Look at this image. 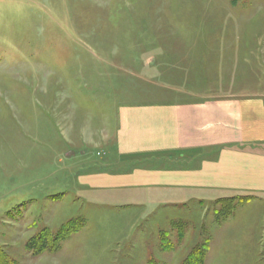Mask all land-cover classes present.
I'll return each mask as SVG.
<instances>
[{
    "label": "rangeland",
    "instance_id": "374dc122",
    "mask_svg": "<svg viewBox=\"0 0 264 264\" xmlns=\"http://www.w3.org/2000/svg\"><path fill=\"white\" fill-rule=\"evenodd\" d=\"M263 93L264 0H0V255L182 264L200 247L202 264H264V195L227 217L238 196L126 200L80 181L107 171L122 106ZM77 218L79 232L37 254L43 229Z\"/></svg>",
    "mask_w": 264,
    "mask_h": 264
},
{
    "label": "crops",
    "instance_id": "0c3cea01",
    "mask_svg": "<svg viewBox=\"0 0 264 264\" xmlns=\"http://www.w3.org/2000/svg\"><path fill=\"white\" fill-rule=\"evenodd\" d=\"M114 137L107 171L81 179L83 189H113L126 200L150 189L264 195V93L122 106ZM112 164L128 169L112 176Z\"/></svg>",
    "mask_w": 264,
    "mask_h": 264
},
{
    "label": "trees",
    "instance_id": "16d2710c",
    "mask_svg": "<svg viewBox=\"0 0 264 264\" xmlns=\"http://www.w3.org/2000/svg\"><path fill=\"white\" fill-rule=\"evenodd\" d=\"M255 198V196H238V201L234 202L233 199L235 198H230L227 202L229 204H226V209L223 212L224 216H229L231 213L236 210L238 205H241L243 203L248 202L249 200ZM226 199H224L225 201ZM225 203V202H224ZM222 209V208H221ZM223 216V217H224ZM84 221L80 218L74 219V220H69L67 223H64L55 234H52L50 230L43 229L44 233L46 234H40L37 235L36 238H34L33 245L36 248H40L37 254H42L45 251H50V252H55L57 249H59L62 241L67 239L69 236L79 232L83 228ZM177 226H180L182 222H176L175 223ZM179 224V225H178ZM181 230V229H178ZM32 241H30L32 243ZM50 242V244H49ZM30 243V244H31ZM32 245V246H33ZM160 248L163 251H171L172 245L169 241L168 238V233L167 232H162L160 235ZM204 248H194L189 255L186 257L184 262L182 264H202L203 262V255H204ZM149 263L151 264H156L154 261L150 260ZM0 264H9L7 263V260L0 255Z\"/></svg>",
    "mask_w": 264,
    "mask_h": 264
}]
</instances>
